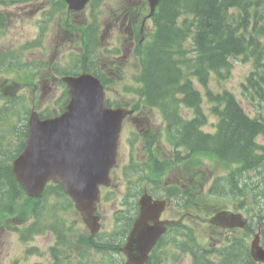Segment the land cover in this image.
I'll use <instances>...</instances> for the list:
<instances>
[{"label":"trees","instance_id":"16d2710c","mask_svg":"<svg viewBox=\"0 0 264 264\" xmlns=\"http://www.w3.org/2000/svg\"><path fill=\"white\" fill-rule=\"evenodd\" d=\"M193 3L195 13L201 22V30L197 36L199 47L203 51V62L208 65H222L226 57H232L240 51L236 41L224 36L221 22L225 20L226 10L229 7L242 8L244 0H189ZM162 12L160 20V33L158 42L166 44L168 39L170 23L180 3L177 0H162ZM161 66H155L159 69L154 75V79L163 78L161 83L153 85V94L166 95L175 89L172 82L164 85V79L174 68L168 67L160 62ZM171 71V72H170ZM163 85V87H162ZM260 124L249 122L243 114L234 105L228 104L227 114L223 124V137L218 147L228 154L235 155L241 159L245 166L251 164L249 156L250 140L255 134L259 133Z\"/></svg>","mask_w":264,"mask_h":264},{"label":"rangeland","instance_id":"374dc122","mask_svg":"<svg viewBox=\"0 0 264 264\" xmlns=\"http://www.w3.org/2000/svg\"><path fill=\"white\" fill-rule=\"evenodd\" d=\"M113 4L116 3L115 0H109ZM45 7V4L43 3L42 0H35L29 5L27 8V11L24 12V10L20 11L19 14H15V22L11 23L10 29L7 32L6 36L1 40L0 43V49H5L10 46H19L24 42H28L30 40H33L34 38H37L39 34V27L36 21V17H29V15H35L37 9H42ZM17 10H15L16 12ZM24 18L26 20H24ZM48 19V17L46 18ZM58 25L59 21L57 18H49L47 20V28H46V35L42 37V44L48 46V54L50 55L52 52V49L50 46H55V34L58 32ZM61 43V42H60ZM261 44L262 48L264 49V38L261 39ZM66 50H69L67 48ZM63 51V50H62ZM29 57H39L40 56V51L34 50L31 53L28 54ZM67 56L68 54L63 55L62 57V62L63 65L65 64L66 61H68ZM160 60L164 62L163 55H157V58L155 61ZM251 61L244 60V58H238L232 61V70H231V75L228 80L220 82L219 84L217 83L215 78H211L210 83H209V89L214 92L218 93L223 90L231 92L239 102L241 103V97H240V84L244 81V78L248 75V73L251 71ZM163 78H155L156 84L161 83ZM202 97L204 98V92H202ZM245 106V104H244ZM207 103L204 101L203 104V112L207 115V122L210 125L215 121V119L208 114L207 110ZM246 108H244L245 110ZM248 111V110H247ZM7 126L5 124L0 125V130L6 132L7 131ZM257 142L259 144H264L263 139H258ZM4 157L2 154H0V161ZM124 172V169L121 170V173ZM258 179H264V165L261 170V175H257ZM120 192V184L117 183V187L115 189H112L111 196L114 198L118 195ZM17 206H19L17 204ZM24 211L17 207L15 210V218H19L20 215ZM34 247L37 251L42 250V252H45L46 250V241L44 237H39L36 239L34 243ZM19 249L17 246H11L8 245L7 249H1V254L4 259V262L2 264H11L13 258L18 255ZM45 258V255L43 256Z\"/></svg>","mask_w":264,"mask_h":264},{"label":"water","instance_id":"95a60500","mask_svg":"<svg viewBox=\"0 0 264 264\" xmlns=\"http://www.w3.org/2000/svg\"><path fill=\"white\" fill-rule=\"evenodd\" d=\"M256 255L259 256L258 251H257Z\"/></svg>","mask_w":264,"mask_h":264},{"label":"bare ground","instance_id":"6f19581e","mask_svg":"<svg viewBox=\"0 0 264 264\" xmlns=\"http://www.w3.org/2000/svg\"><path fill=\"white\" fill-rule=\"evenodd\" d=\"M245 167H248V166H245Z\"/></svg>","mask_w":264,"mask_h":264}]
</instances>
